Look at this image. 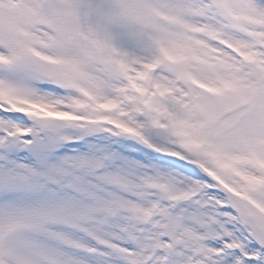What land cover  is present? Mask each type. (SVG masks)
I'll list each match as a JSON object with an SVG mask.
<instances>
[{
  "label": "snow or ice",
  "instance_id": "1",
  "mask_svg": "<svg viewBox=\"0 0 264 264\" xmlns=\"http://www.w3.org/2000/svg\"><path fill=\"white\" fill-rule=\"evenodd\" d=\"M0 264H264V0H0Z\"/></svg>",
  "mask_w": 264,
  "mask_h": 264
}]
</instances>
